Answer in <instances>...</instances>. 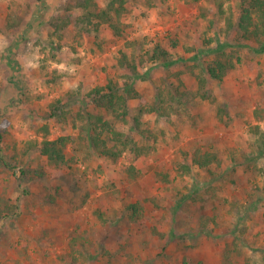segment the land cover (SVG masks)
<instances>
[{
    "label": "rangeland",
    "instance_id": "obj_1",
    "mask_svg": "<svg viewBox=\"0 0 264 264\" xmlns=\"http://www.w3.org/2000/svg\"><path fill=\"white\" fill-rule=\"evenodd\" d=\"M77 1L0 0V264H264V52L236 30L242 0H125L119 36ZM109 80L134 85L124 119L88 95ZM96 114L138 153L96 157L80 131ZM61 135L51 163L42 140ZM197 149L224 166L182 172Z\"/></svg>",
    "mask_w": 264,
    "mask_h": 264
},
{
    "label": "trees",
    "instance_id": "obj_2",
    "mask_svg": "<svg viewBox=\"0 0 264 264\" xmlns=\"http://www.w3.org/2000/svg\"><path fill=\"white\" fill-rule=\"evenodd\" d=\"M124 3L125 0H113L109 8L99 10L98 12H93L90 9L92 6L96 5L95 0H78L76 6L86 11L84 19L89 20L90 16H97L105 21L108 20L115 35L119 36L121 34L120 17L123 12L122 10H124ZM112 11H115L116 22L113 20L115 17H113ZM236 30L243 39L258 43V47L254 48L255 52H264V0H242L241 13L236 23ZM224 47V45L222 46L219 44V47L216 48L222 50ZM221 53H223L224 58L217 57L207 66V75L217 82L223 81L229 71L235 67L232 55L224 54L225 52L223 51ZM168 57V50L160 45H157L149 55L151 62L161 60L165 65H171L173 60ZM237 60H240V58H237ZM132 68L133 70L137 69L135 64ZM203 81H205L204 78ZM123 83L122 86H119V84H116L113 80H109L107 84L103 86H96L88 95L101 107L109 109L112 113H116L124 119L128 112V98L135 97L137 93L133 92L135 91L133 83L124 80ZM219 111H223V109L219 107ZM261 112V109L256 110L257 117ZM90 119H93L91 120L93 121V126H83L80 131H86L96 157H107L113 161H118L124 151L129 147L138 153L139 148H136V143L123 131L118 130L110 119H105L103 115L100 114L91 115ZM256 129L260 134L259 141L264 143V132H261L259 127H256ZM70 140L71 137L67 135H61L55 139L44 138L42 140L41 153L45 155L51 163H66L65 149ZM258 153V157L262 156L264 153L262 143ZM224 162L225 158L218 150L197 149L193 153V156L183 157L182 162H180V169L182 172H189L194 166H197L201 169L208 170L210 173H214L212 166L215 165V167L221 168L224 166ZM128 171L129 174L132 175L136 169L134 166H130ZM132 207L136 208L138 205L133 204ZM12 211H14V208L8 205L7 200L0 197V213L5 216L11 214ZM183 264L201 263H193L184 259Z\"/></svg>",
    "mask_w": 264,
    "mask_h": 264
}]
</instances>
